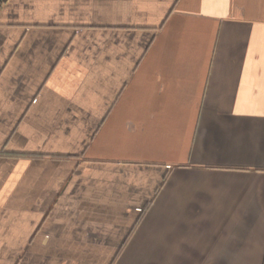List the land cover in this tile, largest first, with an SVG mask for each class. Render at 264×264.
<instances>
[{"label":"crops","instance_id":"1","mask_svg":"<svg viewBox=\"0 0 264 264\" xmlns=\"http://www.w3.org/2000/svg\"><path fill=\"white\" fill-rule=\"evenodd\" d=\"M0 264H264V0L0 2Z\"/></svg>","mask_w":264,"mask_h":264},{"label":"built area","instance_id":"2","mask_svg":"<svg viewBox=\"0 0 264 264\" xmlns=\"http://www.w3.org/2000/svg\"><path fill=\"white\" fill-rule=\"evenodd\" d=\"M5 1H7V0H0V2H5Z\"/></svg>","mask_w":264,"mask_h":264}]
</instances>
